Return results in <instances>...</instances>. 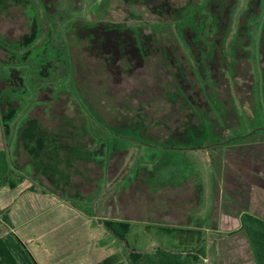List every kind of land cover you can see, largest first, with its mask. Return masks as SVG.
Listing matches in <instances>:
<instances>
[{
	"label": "rangeland",
	"instance_id": "obj_1",
	"mask_svg": "<svg viewBox=\"0 0 264 264\" xmlns=\"http://www.w3.org/2000/svg\"><path fill=\"white\" fill-rule=\"evenodd\" d=\"M188 3L0 0V39L9 50L30 32L32 21L40 32L29 61L22 59L29 49L18 51L19 59L28 61L19 67L21 85L13 88L0 76L1 98L25 117H38L60 94L52 113L56 118L46 114L42 122L60 129L66 126L65 117L68 125L62 130L71 135L69 145L78 144L77 152L92 147L87 132L97 136L99 146L87 153L92 155L89 160H74L72 169L52 164L46 172L39 170L43 188L96 215L91 224L99 228L110 218L132 221L126 243L109 242L123 252L170 245L171 236L156 230L154 223L187 225L190 215L172 212L192 210L195 195L202 192L196 182L213 177L221 184L224 169L239 162L240 154L251 166L240 173L249 179L252 197L258 198H252L251 206L264 216V0H212L206 6L210 15L197 11L202 17L180 13ZM179 13L189 27H196L183 32L174 21H179ZM153 25L164 27L158 47ZM138 26L150 29L139 38L134 33ZM140 48L148 50L145 55ZM47 55L55 58L48 79L39 70ZM7 61V52L0 49V70L8 75ZM97 121L104 127L89 129ZM234 136L243 137L228 141ZM219 142L222 151L207 148ZM198 146L206 148L193 150ZM26 159L21 156L22 165ZM170 195L180 204L161 206ZM226 236L223 232L214 238L232 249L227 264H239L247 253L245 264H255L243 235ZM176 237L185 241L193 234Z\"/></svg>",
	"mask_w": 264,
	"mask_h": 264
},
{
	"label": "trees",
	"instance_id": "obj_2",
	"mask_svg": "<svg viewBox=\"0 0 264 264\" xmlns=\"http://www.w3.org/2000/svg\"><path fill=\"white\" fill-rule=\"evenodd\" d=\"M210 1L212 0H203L201 2L189 0L188 5L183 10H180V13L191 11L193 12L191 17H202L203 14H199L197 11H204L210 15L206 8ZM220 1L226 4L230 0ZM231 9H234V5H232ZM180 13L179 21H177L178 19L174 21L181 25L183 32L194 29L196 26L189 27V22H185L183 15ZM213 20L216 26H219V20L215 16H213ZM201 23L203 25L204 22ZM38 27L37 21H32L30 32L24 35L12 50H9L5 42L0 39V49L7 52V64L11 65L9 74L7 75L5 71L3 74L2 70H0V76H3L13 88L19 87L23 81L19 67L28 62V57L33 53L30 52V48L39 38ZM163 28L160 25H153L151 29L152 33L158 37V41H156L157 47L162 42L161 31ZM120 29L127 31L129 28L123 27ZM145 29L150 28L148 26L146 28L138 26L134 33L141 38ZM262 37V52H264V27ZM20 50H28L22 57L24 61H28L23 62L19 59L18 51ZM147 51V49H141V53L144 55ZM51 57H44L39 67L46 79L52 74L51 71L54 68L52 61L55 58ZM37 59L35 58L34 60L36 61ZM262 62L264 64V54ZM0 69L3 68L0 67ZM45 78L43 81H48ZM176 85L181 88L180 85ZM58 96L57 100L53 98L50 105H44L45 111L38 117L35 114L25 117L24 113L21 114V110H18L14 103L2 99L0 96V120L4 135L7 137V151L10 154L8 157L9 165L11 164L9 167L2 168L0 172V195H4L6 192L14 193V196L16 195L14 200L20 196L19 202L14 209L11 208V204L10 207L0 208V264H205L194 258V248L190 246L193 245L194 239L197 240L199 239L198 237H201V232L199 231L183 230L176 227V225L167 226L154 223L155 225H152L157 226L156 230L171 236V240H177V233L189 232L193 234V238H190L191 244L187 247L188 245L182 243V240H178L171 244L170 247L159 245L149 251L133 250L126 252L123 249V252L121 249H114L109 242L126 243L131 233L132 221L110 218L102 222V228H99L93 225L94 222L91 224V219L95 218L96 215L84 212L82 208L70 203L67 199L60 197V195L58 196L50 189L43 188V182L39 179V174H37L39 170L46 172L52 164L57 166L65 164L67 165L66 169H72L74 160L88 159L92 156H87L88 152L93 151L92 147L97 148L99 146L95 145L97 144L96 134L93 131L87 132V139L88 136L91 137L92 147L88 145V151L84 149L77 152L78 144L69 145L68 141L71 135L64 133L62 130L68 125L65 117L62 118L66 126H62L60 129L55 127L54 130L42 122L44 119H48L47 116H45L46 118L44 117L46 114L50 115V119L56 118V115L53 116L52 113L55 111V105L60 101V94ZM46 110L48 111L47 113ZM56 112L58 113L59 111ZM93 115L97 118L96 114ZM93 125L98 129L104 127L102 123L97 121V124L95 125L94 122L91 127L89 126V129L92 130L94 128ZM114 131L116 130L114 129ZM242 137L234 136L228 141L234 139L237 141L240 138L242 139ZM222 144L219 142L207 148L214 146L217 147L215 148L216 150L222 151ZM18 146H20V150ZM173 146L174 143L169 146L170 149H173ZM110 147L111 151L114 152L115 147ZM205 148L204 146H198L193 148V150H204ZM22 155L27 158L24 165L21 164ZM29 169H33V172L30 173ZM27 170L29 171L27 172ZM167 198L170 201L169 205L168 201H166L167 203L165 202ZM167 198L161 201V206L169 207L180 204L178 200L173 198V195ZM183 205L185 203L182 202L180 206ZM172 213L178 214L176 211ZM242 223V229L251 243L256 264H264V220L251 214H244ZM13 228L17 229L7 235L9 229ZM107 235L109 236L108 239H106Z\"/></svg>",
	"mask_w": 264,
	"mask_h": 264
},
{
	"label": "crops",
	"instance_id": "obj_3",
	"mask_svg": "<svg viewBox=\"0 0 264 264\" xmlns=\"http://www.w3.org/2000/svg\"><path fill=\"white\" fill-rule=\"evenodd\" d=\"M2 132L3 127L0 120V172L2 168L9 167L11 165H9L10 161L8 158L9 154L6 142L7 137L4 135V132L3 134ZM236 159L239 160V162H237L238 165L235 161H233L232 164L228 163L231 164L229 169H224L221 184L217 180H213V177H209L206 180L201 176L202 179L196 182L198 183L196 186L198 188L201 187L200 189L202 192L195 195L193 200V209L178 212L180 215H190L191 219L187 225L179 222V225H176V227L183 230H196L201 232V238L197 240L194 239L193 245H190V239L185 241L182 240L183 242H181L187 244V247H189V245L192 246L194 248V258L197 261L204 262L205 264L228 263L227 260L230 257L228 252H230V250L232 251V249L228 250L227 246H225L223 242H216L217 238H214V236H217L218 233H227L230 236L226 237L230 238L234 235H243L251 249V243L242 229V216L244 214H251L264 220V216H261L257 213V211L253 210V207L251 206L252 198L255 200H258V198L252 197V194H255V192H251L252 188L249 186V179L245 177V173H242L243 175L240 173L251 170V166L248 165L249 161L247 158L244 159L241 154L238 155ZM245 161L248 163L245 164ZM258 183L259 182L254 183V185L258 186ZM15 196L14 193L10 192L0 195V208H5V206L10 207L11 204V208L14 209L20 199L19 196V198L14 200ZM261 201V206H263L264 197ZM183 207H185V205L181 208ZM220 213L222 214L221 219L219 217ZM198 214L203 216L200 217ZM167 226L173 225L169 224ZM15 229L17 228L9 229L7 235L14 232ZM170 241L171 242L170 245L168 244V247L175 243V240ZM251 251L253 260L256 264L253 250ZM245 256L246 259L242 260L244 262L242 263V261H240L239 264H245V262L248 261V253Z\"/></svg>",
	"mask_w": 264,
	"mask_h": 264
},
{
	"label": "flooded vegetation",
	"instance_id": "obj_4",
	"mask_svg": "<svg viewBox=\"0 0 264 264\" xmlns=\"http://www.w3.org/2000/svg\"><path fill=\"white\" fill-rule=\"evenodd\" d=\"M140 54H142V53H140Z\"/></svg>",
	"mask_w": 264,
	"mask_h": 264
}]
</instances>
